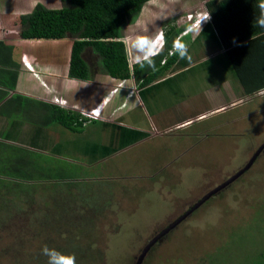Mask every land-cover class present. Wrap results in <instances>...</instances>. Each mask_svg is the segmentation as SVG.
Returning <instances> with one entry per match:
<instances>
[{"label":"rangeland","instance_id":"1","mask_svg":"<svg viewBox=\"0 0 264 264\" xmlns=\"http://www.w3.org/2000/svg\"><path fill=\"white\" fill-rule=\"evenodd\" d=\"M204 1L149 0L138 19L122 30L123 40L136 34L155 37L158 32L165 33L168 27L163 25L170 21L177 30L188 29L193 25L190 16L202 13ZM37 4L48 9L63 6L60 0H0V14H28ZM64 41L68 45L73 39ZM60 47L58 59L65 48ZM53 53L55 58L57 49ZM46 56L53 58L40 54L41 58ZM49 58L43 60L57 74L46 82L52 97H62L84 118L108 103L97 122H121L127 130H145L146 137L93 161L84 158L81 149L86 143L107 144L108 135L101 125L87 124L81 135L56 125L49 127L48 149L58 145L63 153L50 158L53 164L49 166L63 169L68 164L65 171L76 175L88 194L81 197L93 202L91 206L82 203L79 194V199L75 194L72 199L63 186L52 188L55 183L51 181L38 182L29 204L17 202L23 207L17 216L11 219L0 212V264H47L48 258L42 254L45 245L64 254L74 253L77 264H137L156 235L232 179L264 145V94L253 100H234L232 95L228 99V91L237 96L240 87L230 76L221 82L213 75L221 72L224 76L221 68L202 67L195 74L187 73L182 77L192 81H187L176 98L165 88L167 92L140 97L138 105L132 99L136 94L130 93L137 91L132 82L112 83L96 74L90 82L76 83L67 79L65 63ZM128 58L131 60L130 55ZM84 59L90 67L98 60L90 52ZM215 91L219 94L211 95ZM223 93L226 101L218 98ZM110 96L112 103L107 102ZM36 97L49 101L41 93ZM183 102L188 106L185 113L190 123L175 127ZM209 108V115L199 120ZM158 112L171 124V130L161 132L167 124L159 126ZM7 125L0 119V132L8 130ZM13 192L0 190V206L3 198L10 200L9 207L15 204ZM94 204L98 212L92 210ZM263 258L264 149L248 170L152 246L142 264H260Z\"/></svg>","mask_w":264,"mask_h":264},{"label":"trees","instance_id":"2","mask_svg":"<svg viewBox=\"0 0 264 264\" xmlns=\"http://www.w3.org/2000/svg\"><path fill=\"white\" fill-rule=\"evenodd\" d=\"M60 1L63 5L60 9H48L41 4H37L30 13L21 16L19 22L14 26L18 25L20 27L19 37L24 40L59 41L73 39L68 68V78L70 80L88 82L96 74L122 82L133 79L138 84V88H140L141 97L158 91L160 93L172 84L170 83L171 79L155 85L154 82L163 77L174 63L179 62L178 59L181 56L177 51L171 56V59L165 61L164 65H161L164 58L163 53L153 58L154 67H149L146 63L143 67L140 64H136L130 70L125 45L121 41L124 27L132 25L138 19L143 7L149 0ZM251 1H256L259 5L260 3L264 4V0ZM225 6L226 1L222 3V7L224 8ZM208 8L213 15L216 32H218V29H222L224 24H227L226 28L231 25L228 17L226 20H222V26L220 25L221 21L217 23L219 11L213 9L216 8L213 2L209 4ZM258 9L261 12L263 11V8ZM262 15L264 14L262 13ZM226 16H229L228 12ZM238 17L242 24V29L240 27L238 29L242 32L247 30V32L254 33L264 31V23L260 26H253V24L246 21L247 18L242 17V15ZM171 24H173V21L163 25L168 27L167 32H165L166 51L171 44H174L181 31ZM250 35L251 33L248 36ZM178 42L183 43V39ZM253 44H256V47L264 51L263 40H254ZM87 52H90L98 59L94 67H90L84 59ZM257 62L260 68L256 84H243L245 89L252 88L250 90L252 93L264 88V55L257 59ZM237 66V72H241L244 76L245 72L250 75L251 71L245 64L240 63ZM16 75V73H7L8 81L6 83L0 78V88L6 92L14 91ZM246 79L247 76L245 78L243 76L239 77L240 81ZM6 92H0V103L7 96ZM252 93H250V96L254 95ZM2 118L9 126L7 125L8 130L0 132V190L4 189L8 194L14 191L12 199L15 202L12 207H9L10 200L7 199L5 201V198L1 197V199L3 198L1 202L3 204L0 206L2 214L8 215L11 219L13 218L12 216H17L20 212L19 209H23L17 202L21 204L27 202L29 204L32 190L38 182L42 184L43 182L51 181L55 183V185L51 186L52 188L57 190L60 186H63L70 198L73 199L75 195L78 198L77 194H79L80 199H78L82 203L90 204V202H93L89 198L81 197L88 194L85 193L86 189H83L82 182L77 179V176L65 171L69 167L68 164L63 169H53L52 165L51 167L49 166V164H53V162L50 163V158L61 157L63 153L62 148H58V145L48 149L49 137L47 136V130H50L51 126L54 125L70 134L81 135L86 125H91V121L78 112L61 110L55 106L29 100L19 95L12 96L0 107V119ZM93 123L101 125L103 132L108 135L106 145L97 146L86 143L82 146V156L84 158L88 157V159L93 161L112 156L119 150L146 137L144 133L127 130L116 124L97 121ZM7 142L12 144H5ZM48 154L51 156H48ZM66 180L68 182H64ZM72 190H74L73 193ZM96 206L94 204V209L92 210L98 212L99 207ZM260 264H264V258Z\"/></svg>","mask_w":264,"mask_h":264},{"label":"crops","instance_id":"3","mask_svg":"<svg viewBox=\"0 0 264 264\" xmlns=\"http://www.w3.org/2000/svg\"><path fill=\"white\" fill-rule=\"evenodd\" d=\"M225 1L226 6L223 8L222 3H224ZM211 2H213V4H215L216 6V8L213 9H215V11H219L217 15V23L221 21L220 25L222 26V20H226V18L228 17V20H230L231 23L228 28H226L227 24H224L222 26V29H218V32H216L217 30L214 26L213 15L208 8ZM262 6H264L263 3H260L259 5L256 3V1L254 2L251 0H205L201 12L203 15L206 13L210 14L212 22L209 23L208 26H204L199 30L185 32L187 30L185 28L181 30L182 32H179V35L174 44L177 43L180 39H183V43L187 45V54L183 57H180L178 59L179 62L174 63L173 66L166 72L167 75H165L167 76V78L163 79V77H160L154 82V85L161 83L167 79H171L170 83L172 84H170L167 91L171 94V96L176 98V96L180 94L184 89V85L187 84V81H192L191 78L189 80L188 78L184 79L185 77H182L183 75L187 73L189 74L190 72L195 74L197 71H200L198 69H201L202 67H210V69L213 68L215 69V71L219 68L225 70L224 76L221 72L214 71L215 73L213 75H216L221 82H224L228 76L238 81L240 87L239 93L236 94L237 96H235V94L232 93L231 90L228 91V94H230V96H228V99L229 97H233L234 100H250L251 98L255 99L254 97L256 95L264 94V88L258 91H253L252 93L250 92L252 88L245 89V87L243 86V84H256L255 82L257 81L258 71L260 68L257 59L264 55V51L263 49L256 47L257 45L253 44V41L258 39L264 41V31L254 33L247 32L248 30L242 32L240 29H238V27L242 29V24L240 23L241 21L238 17L239 15L247 18L246 21H248L250 24H253V26H260L262 24V20H264V15H262V13L264 14V7ZM258 8H263V11H259ZM227 12L229 13V16H226ZM21 16L23 15H14V13H4V15L0 14V73H2L0 78L6 83L8 81L7 73L17 74L14 91L6 92L2 88H0V92L3 91L7 93L5 99L0 103V107L5 104L12 96L19 95L28 98L29 100H35L55 106L61 110H72L62 97H52V94L49 93L46 82H48L50 78L56 76L57 74L56 71L52 70V68L49 67L50 65H48V63L43 60L44 58L49 57H40L41 53H48L49 56L53 57L49 58V60H55L56 62L62 64L65 63V65L67 66V79L70 80L68 78V68L72 42H69L67 45L66 41H64L67 39L59 41L21 39L19 37L20 27L18 25L14 26L19 22V18ZM160 33L158 32L157 35H159ZM249 33H251L250 36H248ZM162 34L164 36V41H166L165 33ZM245 35H247V37H245ZM234 40L236 41V43H233ZM173 45L171 44L170 48L167 51L165 50V48L162 51L161 54L164 53V58L161 65H164L165 61L171 59V56L175 54L176 49L174 50ZM60 46H63V48L65 47V50L62 49L61 59H58V55L59 53H61L60 51L58 52V49L61 48ZM55 49H57V55L54 58L53 50ZM128 55H130L131 58L129 49ZM128 63L130 70H132L133 65L139 64L132 59L129 60ZM240 63L245 64L246 67L251 71L250 75L245 72V76H247V79L242 81L239 80V77L243 76V78H245V76L241 72H237V65ZM109 79L112 83L117 82L122 84L127 82L117 81L111 78ZM70 81L76 83H87L76 80ZM129 82H132L137 90H132L135 91L134 94H136V97H132V99H135V102H137L138 105H141V93L140 88H138V84H136L133 79H131V81ZM163 91L167 92L166 90ZM40 93L41 96L46 97L49 101H40L39 98L36 97V95ZM250 93L254 95L250 96ZM218 94L219 92L215 91L211 95L217 96ZM226 97L227 94L223 93V95H220L218 98L226 101ZM125 98L129 99L127 95L125 96ZM110 100L111 99H107V102L110 103ZM113 100L114 98H112L111 103ZM123 106L124 105H122L121 107ZM121 107H118L116 109L114 108V110L118 111ZM220 109L221 108H219L218 106V110ZM186 110H188V106L186 102H183V104L179 108L181 119L174 124L175 127L188 125L190 123L189 119H186L188 118V114L185 113ZM72 111L76 112L74 110ZM210 112L211 111L209 108L208 111L200 115L199 120L205 117V115H209ZM212 112L217 113V111ZM156 115L159 126L167 124L164 125V128L161 129V132L164 133L171 130V127H169L171 124H168L169 122H166L165 119H161L162 114L158 112ZM92 122L95 121H91L90 123L92 124ZM116 125L126 128V126L122 125L121 122ZM135 131L144 134L146 133V131L143 129H136Z\"/></svg>","mask_w":264,"mask_h":264},{"label":"clouds","instance_id":"4","mask_svg":"<svg viewBox=\"0 0 264 264\" xmlns=\"http://www.w3.org/2000/svg\"><path fill=\"white\" fill-rule=\"evenodd\" d=\"M262 7H264V6H262ZM200 16H202V17L207 16L204 21L208 20V22L203 23L200 26V28H195L194 23L197 22L199 19H201ZM190 17H193L191 19V20H193V25H192V27L190 26L191 28L189 27L185 32H187V31L192 32V30H199V29L203 28L204 26H207L209 23L212 22V18L210 16V14H208V13H206L204 15L202 13H197V14H195V16L191 15ZM261 23H264V21H262ZM124 39L127 41L126 45L122 42L125 45L126 55H128V49L130 48L131 49V59L136 61L137 63H139L141 67H143L145 63L149 67H154L153 58L159 56L165 48L164 36L162 33H160L156 37H153L151 35H146V34H136L133 36L125 37ZM233 43H236V41L234 40ZM173 48H174V50L176 49V51L179 53V55L181 57H183L187 54V45L182 43V42L175 43L173 45ZM115 92H116V90L114 91V93ZM130 93L133 96L135 91H131ZM112 95H114V94H112ZM111 96L109 99H111ZM128 98L131 99V97H128ZM106 105L107 104H105L103 107H105ZM103 107H98L96 109L91 110L88 113V114H90L91 112H93L91 117H88L89 115L87 114L85 116V118L89 121H98L101 117ZM96 112H98V113H96ZM42 254L48 258L47 264H77V258H76V255L74 253L64 254V253H62V252H60L54 248H49L47 245H45L42 248Z\"/></svg>","mask_w":264,"mask_h":264},{"label":"water","instance_id":"5","mask_svg":"<svg viewBox=\"0 0 264 264\" xmlns=\"http://www.w3.org/2000/svg\"><path fill=\"white\" fill-rule=\"evenodd\" d=\"M122 41H123V43L125 42V44H126V40H122ZM263 149H264V145L253 155V157L250 159L249 163L244 168H242L240 171H238L232 177V179L228 180L227 183L223 184L222 186L218 187L217 189H215L214 191H212L211 193H209L198 204H196L192 209H190L185 215H183L182 217H180L177 221H175L174 223H172L168 228L164 229L161 233H159L158 235H156V237H154L148 243V245L145 247L143 253L141 254V256L138 259L137 264H142V262L144 261L145 256L147 255L148 251L152 248V246H154L160 239H162L169 231H171L173 228H175L177 225H179L183 220H185L193 211H195L207 199H209L214 194H216L217 192H219L220 190H222L223 188H225V186L228 183H230L231 181H233V179L237 178L240 174H242L245 170H247L252 165L253 161L260 155V153H261V151Z\"/></svg>","mask_w":264,"mask_h":264},{"label":"built area","instance_id":"6","mask_svg":"<svg viewBox=\"0 0 264 264\" xmlns=\"http://www.w3.org/2000/svg\"><path fill=\"white\" fill-rule=\"evenodd\" d=\"M200 17H201V19H199L197 22L194 23V27H195V28H200V26H201L203 23H205V22L207 23V22H208V20H207V21H204V20L206 19L207 16H203V17L200 16ZM190 18L192 19L193 17H190ZM92 113H93V112H91L90 114H88V115H89L88 117H91Z\"/></svg>","mask_w":264,"mask_h":264}]
</instances>
